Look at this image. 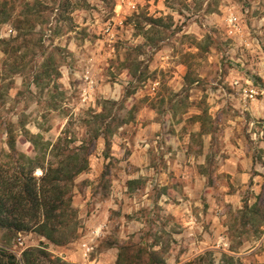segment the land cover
I'll use <instances>...</instances> for the list:
<instances>
[{"label": "rangeland", "instance_id": "1", "mask_svg": "<svg viewBox=\"0 0 264 264\" xmlns=\"http://www.w3.org/2000/svg\"><path fill=\"white\" fill-rule=\"evenodd\" d=\"M229 12L239 15L244 36L258 37L251 24L264 16V0H0V162L8 131L31 157L41 150L27 138L39 134L69 147L83 141L90 173L72 185L75 238L55 245L24 231L8 244L12 252L42 241L71 264H264V172L253 188V180L225 172L223 131L232 124L212 109L231 92L235 70L250 71V51L228 31ZM149 18L159 21L150 26ZM220 107L225 118L244 116L228 101ZM201 109L211 134L191 136L197 124L189 117ZM104 120L108 134L95 137ZM149 121L160 122L159 138L136 140L138 124ZM254 121L264 129V118ZM255 140L253 161L264 166ZM132 150L141 165L124 161ZM140 168L136 178L121 172L124 184L114 182L119 169ZM85 240L94 245L88 257Z\"/></svg>", "mask_w": 264, "mask_h": 264}, {"label": "trees", "instance_id": "2", "mask_svg": "<svg viewBox=\"0 0 264 264\" xmlns=\"http://www.w3.org/2000/svg\"><path fill=\"white\" fill-rule=\"evenodd\" d=\"M158 21L149 18L150 26ZM143 36L146 38L147 32ZM121 123L125 121L116 126ZM99 124L100 133L95 137L108 134L110 123L104 120ZM10 132L8 150L0 162V264H71L54 256L42 241L37 246L24 248L19 256L8 244L24 231H33L55 245L75 238L77 215L71 202L72 185L74 178L89 168L87 147L83 141L75 147L64 146L60 139L51 144L39 134H30L27 140L41 150L31 157L16 148ZM48 148L52 159L44 163ZM36 168L41 169L40 175L34 174ZM127 182L131 184L132 180ZM119 257L118 253L117 262Z\"/></svg>", "mask_w": 264, "mask_h": 264}, {"label": "crops", "instance_id": "3", "mask_svg": "<svg viewBox=\"0 0 264 264\" xmlns=\"http://www.w3.org/2000/svg\"><path fill=\"white\" fill-rule=\"evenodd\" d=\"M253 26H256V34L258 35L259 44L252 45L250 48H245L242 45V39H240V44L243 47L244 50L250 51V54L252 55L249 64L247 65L248 68H250L251 71H254L256 74L254 76V79L257 81H261L263 83L264 88V16L260 18L259 21H252ZM246 27V25H245ZM244 28V26H243ZM242 28V29H243ZM248 37V36H245ZM245 70V69H244ZM225 98L223 100H213L214 105L212 106V109L218 110L221 121H228L232 125H224L225 130L223 135V140L227 141L228 146V152L225 160H228L227 166L224 168L225 172H228L231 174V178L235 180H239L240 178L243 179H251L253 180L252 183H250L251 187L257 186V177H261V173L264 172V166L261 163L253 161L255 158L254 156V150L256 145L255 138L257 137V140L259 141V146L262 148L261 150V157L264 159V129L263 128H256V126L252 127L254 121V118H264V93L255 101H250L244 103L240 97L234 94V92L227 91L224 92ZM224 101H228V104L233 106L239 113H241L242 116L237 115H228V118L223 117V107L222 106ZM232 111V110H231ZM208 113V112H207ZM207 113L204 110H198L194 115H190L189 118H191V121H194L197 124V128L192 130L189 135H210L211 130H206L204 128V124L206 121V118H210ZM209 114V113H208ZM247 121L248 127L245 129L244 132L239 131V125H235L236 121ZM139 130L135 134L136 140H144L147 136L155 137L153 142H156V138H159V135L156 134V130L160 126V122L158 121H149L147 124L143 125L142 123L138 124ZM119 140L122 141L124 144L131 145V140L128 136L121 135L119 136ZM148 144L145 143L144 146H147ZM121 148V146L119 147ZM122 149L117 153V156H120L122 154ZM136 150H132L129 155H127L124 158L125 162H130L133 164L141 165L142 162V154L138 152V156H136ZM144 158V157H143ZM241 166H243V169H241ZM149 169H152L151 167ZM254 170L256 172H252L251 170ZM123 172L124 178H136L138 175L143 172L142 168L136 171V175H128L124 170L119 169V178L114 179V182L119 183L121 185L124 184V180L121 179ZM185 175H187V170H184L183 172ZM192 177H196L197 174L194 172V169H191L189 172ZM89 172H85L83 176L89 175ZM262 181H260L259 184H261ZM126 187V186H124ZM63 257L65 259H70L72 257L70 249H66L64 251Z\"/></svg>", "mask_w": 264, "mask_h": 264}, {"label": "built area", "instance_id": "4", "mask_svg": "<svg viewBox=\"0 0 264 264\" xmlns=\"http://www.w3.org/2000/svg\"><path fill=\"white\" fill-rule=\"evenodd\" d=\"M247 11V9H245ZM227 23H228V31L229 33L240 35L242 39V45L245 48H250L252 45L259 44V39L257 36H248L245 37L242 33V24L239 15L235 14L234 12H229L227 16ZM110 27H107L106 30H109ZM235 63L238 67L244 66V61L241 58H236ZM254 71H246L237 69L229 79V86L234 92L235 95L240 97V99L246 103L250 101L257 100L263 93L264 88L263 85L260 84L259 81L254 79L255 76ZM88 78V75H85ZM92 80H89V84L91 86ZM87 99V91L86 89L81 94L82 102L86 101ZM100 230V227H97L92 231L93 236L96 237ZM93 237V238H94ZM264 237V229L263 235L261 239ZM92 238V239H93ZM82 254L84 257H88L94 249V245L92 240H85L80 243Z\"/></svg>", "mask_w": 264, "mask_h": 264}]
</instances>
